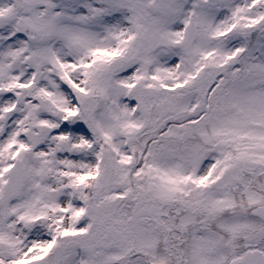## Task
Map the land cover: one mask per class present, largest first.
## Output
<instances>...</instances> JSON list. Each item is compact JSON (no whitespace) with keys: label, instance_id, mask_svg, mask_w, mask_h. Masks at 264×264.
<instances>
[{"label":"snow or ice","instance_id":"1","mask_svg":"<svg viewBox=\"0 0 264 264\" xmlns=\"http://www.w3.org/2000/svg\"><path fill=\"white\" fill-rule=\"evenodd\" d=\"M0 264H264V0H0Z\"/></svg>","mask_w":264,"mask_h":264}]
</instances>
